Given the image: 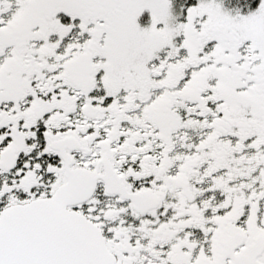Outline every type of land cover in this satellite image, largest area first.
<instances>
[{
	"label": "snow or ice",
	"instance_id": "6c2138e0",
	"mask_svg": "<svg viewBox=\"0 0 264 264\" xmlns=\"http://www.w3.org/2000/svg\"><path fill=\"white\" fill-rule=\"evenodd\" d=\"M0 264H264V0H0Z\"/></svg>",
	"mask_w": 264,
	"mask_h": 264
}]
</instances>
